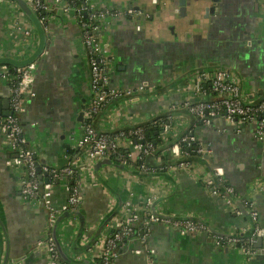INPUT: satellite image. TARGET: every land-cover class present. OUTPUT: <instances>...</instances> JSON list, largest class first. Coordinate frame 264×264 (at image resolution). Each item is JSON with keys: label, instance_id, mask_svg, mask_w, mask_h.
<instances>
[{"label": "crops", "instance_id": "1", "mask_svg": "<svg viewBox=\"0 0 264 264\" xmlns=\"http://www.w3.org/2000/svg\"><path fill=\"white\" fill-rule=\"evenodd\" d=\"M45 1L51 6L49 29L46 31L35 15L44 43L35 57V97L25 100L20 123L27 146L40 166L62 168L70 164L78 169L83 194L80 216L86 223L80 247L90 241L119 201L139 207L146 198L153 199L152 209L158 215L192 217L218 234L249 236L254 222L240 203L247 198L254 203L264 229V140L255 139V125L240 120L228 124L222 117L205 124L183 106L186 101L206 99L196 91L195 77L215 69L231 72L245 103L264 101V0H220V10L215 13L209 0H186L188 25L187 18L180 17V0H157V4L153 0H90L98 8H133L148 15L114 20L103 32L101 43L107 51L112 86L130 90L133 95L108 103L92 119V126L97 131L114 132L171 116L170 132L165 137L160 134L161 143L145 160L155 167L175 164L166 150L187 133L213 149L210 155H193V169L189 171L156 173H143L134 165H125L128 171L103 166L98 173L94 170L97 162L93 169L86 167V150H79L77 144L92 93L81 29L72 14L63 13L61 0ZM25 29L31 30V36ZM39 38L35 23L16 1L0 5V59L23 65L37 52ZM5 97L9 99L8 84L0 79V101ZM9 157L0 133V219L4 227L0 225V264L7 245L8 264H50L39 244L47 230V210L42 203L21 196L23 172L9 164ZM216 168L224 170L225 183L235 188L232 198L242 215L235 214L234 206H228L206 184L209 178L219 182L214 175ZM57 181L50 201L58 209L67 202L69 193L67 179ZM219 189L225 194L222 184ZM61 216L63 213L58 218ZM121 216L122 208L105 226L98 242L81 254L73 249L80 219L64 220L58 229L64 251L73 260L87 258L96 264L104 237L114 231ZM136 250L141 253L136 254ZM115 264H264V256L248 260L240 250L218 247L206 234L183 236L154 226L145 240L136 237L130 241Z\"/></svg>", "mask_w": 264, "mask_h": 264}, {"label": "built area", "instance_id": "2", "mask_svg": "<svg viewBox=\"0 0 264 264\" xmlns=\"http://www.w3.org/2000/svg\"><path fill=\"white\" fill-rule=\"evenodd\" d=\"M84 1V6L76 7L75 0H61V8L63 13L72 14L80 26L86 59L90 68L92 97L86 122L82 127V137L77 144L79 150H86V167L93 169L95 162L111 159L118 160L123 165L137 166V169L143 173L193 169V162L190 160L193 155L205 156L213 152L210 145L205 144L193 134L182 136L167 148L166 152L176 160L174 165L155 167L147 165L145 161L147 156L155 152L156 147L153 142L147 140L146 129L143 126L114 132L97 131L92 126V119L108 103L122 96L133 95L130 90H120L112 86L111 75L108 72L107 51L101 43L103 32L114 20L125 17L132 19L137 16L148 18V15L141 11H135L133 8L126 10L98 8L90 0ZM9 2L10 0H0V5ZM25 2L39 16L41 24L47 31L50 18L48 13L51 12V6L45 0H25ZM153 2L157 4V0H153ZM86 12L89 13L88 21L82 17ZM21 17L26 19L24 14ZM25 30L26 35L31 36V30ZM37 69L38 62L36 60L13 68L7 64H0V79L7 82L9 88L10 112L7 117L0 118L2 146L10 154L9 164L23 172L20 183L21 196L25 200L42 203L47 210V230L39 244L45 248L50 264H70L60 257L52 230L60 214L78 210L83 201L81 185L78 181V169L70 164L62 168L40 166L34 151L27 146L20 123V115L25 110V100L35 97L33 84ZM195 80L196 91L206 99L197 103L186 101L183 106L190 114L205 124H209L212 119L219 117L224 118L228 124H235L238 120L253 123L256 127L255 139L264 140V101L259 104L245 103L242 89L231 72L220 69L203 71L196 75ZM142 89L143 87L140 88V90ZM171 122V116L158 117L153 120L152 125L159 127L160 134L165 137V134L170 132ZM39 166L40 172L38 171ZM214 175L219 182L209 178L206 184L210 191L222 196L228 206H234L235 214L242 215V210L235 205L232 198L236 196L235 188L225 183L224 170L216 168ZM63 178L67 179L69 195L67 202L57 209L52 207L50 199L55 182ZM220 184L224 186L225 194L220 191ZM153 202V199L146 198L139 207L133 206L131 203H124L122 216L118 219L116 228L104 237L103 251L99 254L98 264H115L120 256V251L130 241L136 237L145 240L154 226L168 228L183 236L206 234L214 240L218 247L240 250L248 260L264 256V248L257 247L258 241L264 237V229L259 225V213L254 207V203L247 198H242L240 203L246 208L254 222L253 232L249 236L221 235L201 221L158 215L153 212ZM135 253L140 254L141 251L136 250Z\"/></svg>", "mask_w": 264, "mask_h": 264}, {"label": "water", "instance_id": "3", "mask_svg": "<svg viewBox=\"0 0 264 264\" xmlns=\"http://www.w3.org/2000/svg\"><path fill=\"white\" fill-rule=\"evenodd\" d=\"M17 2V4L20 6V8L26 12V14L32 19V21L35 23V26L39 32V47L37 52L28 60H26L23 65L29 64L33 61H35V57L37 56V54L41 51L43 43H44V37H43V32L42 29L40 27V23L39 19L35 16L36 14L33 12V10L28 6V4L25 2V0H14ZM179 6H180V15L182 17L186 16V0H180L179 2ZM5 62H11L9 61V59H0V64H4ZM14 64V63H13ZM19 66V65H16ZM22 66V65H21ZM9 99L8 97H5L4 100L0 101V116L3 117H7L9 115ZM85 116V112H81L80 114V122H83V117ZM103 166H113L116 168H119L121 170L124 171H128L127 167L123 164H121L118 160H111V159H103L97 162V164L94 167L95 173H98L99 170L103 167ZM38 171L40 172V166L38 168ZM139 175H143V173H140ZM151 176H157L156 174H149ZM56 183H58V181H56ZM124 205L123 201H119L118 204L116 205V207L114 208V210H112L108 216H106L105 220L103 221L102 225L100 226V228L95 232V234L92 236V238L90 239V241L83 247L81 248L79 243L80 240L82 239V237L84 236V233L86 231V223H85V219L83 217L80 216V208H78V210L76 211H67L65 213H63V216L59 217L58 220L56 221V224L52 230V235L54 237V240L57 244V248H58V252L60 254V257L66 261L69 262L70 264H94V261L91 259H87V258H83L80 260H73L63 249V246L61 245V242L59 241L58 238V229L60 224L68 219V218H74V217H78L80 219V229H79V233L77 236V239L74 243L73 249L75 250L76 253L81 254L87 250H89L91 247H93V245L98 242V240L101 238L102 233L104 231L105 226L111 221V219H113L119 212L120 209L122 208V206ZM184 219H189V220H194V221H200L199 219H195L192 217H186ZM0 225L2 228V222L0 219ZM264 243V239H260L259 240V244L257 247H262ZM1 247H3V242L1 240L0 242ZM79 247V248H78ZM8 245H7V252L5 255V259L3 264H8Z\"/></svg>", "mask_w": 264, "mask_h": 264}, {"label": "trees", "instance_id": "4", "mask_svg": "<svg viewBox=\"0 0 264 264\" xmlns=\"http://www.w3.org/2000/svg\"><path fill=\"white\" fill-rule=\"evenodd\" d=\"M75 5H76V7L84 6L85 5V1L84 0H75ZM82 17H83V19L85 21H88L89 20V13L88 12L84 13L82 15ZM4 64L9 65L11 68L15 67V65L12 62H5ZM152 124H153V121H150V122H148V123H146L144 125H141V126H143L146 129V138H147V140L153 142L155 144V147H157L161 143V141H160V131L161 130H160L159 127L153 126ZM187 134H189V133H187ZM183 146H186V145L183 144ZM69 153H71V156L74 157V155H75L74 154V150L69 151ZM98 261L99 260L95 261L96 264H98Z\"/></svg>", "mask_w": 264, "mask_h": 264}, {"label": "flooded vegetation", "instance_id": "5", "mask_svg": "<svg viewBox=\"0 0 264 264\" xmlns=\"http://www.w3.org/2000/svg\"><path fill=\"white\" fill-rule=\"evenodd\" d=\"M198 2H199V0H197V3ZM214 2H216V3L218 2V3L216 4ZM209 3H210V9H211V11H214V13L216 12V10H220V0H209ZM216 15H218V12ZM180 17H181V15H180Z\"/></svg>", "mask_w": 264, "mask_h": 264}, {"label": "rangeland", "instance_id": "6", "mask_svg": "<svg viewBox=\"0 0 264 264\" xmlns=\"http://www.w3.org/2000/svg\"><path fill=\"white\" fill-rule=\"evenodd\" d=\"M189 16L190 15H186L184 18V20H186V18H187V25H188V23H189ZM172 26V25H171ZM170 26H168V28H169ZM168 31H170L169 29H168ZM194 30H192V32H193ZM210 31V29H208V30H206L205 32H209ZM180 32V31H179ZM169 33V32H168ZM181 40H183V36H182V33H179V36H178ZM189 38H191V33H190V37ZM175 39V38H174Z\"/></svg>", "mask_w": 264, "mask_h": 264}]
</instances>
